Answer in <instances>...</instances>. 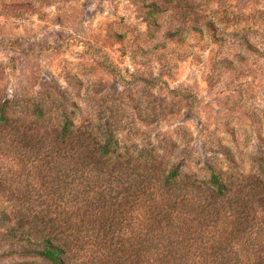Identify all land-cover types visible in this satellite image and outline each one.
Listing matches in <instances>:
<instances>
[{"label": "clouds", "instance_id": "clouds-1", "mask_svg": "<svg viewBox=\"0 0 264 264\" xmlns=\"http://www.w3.org/2000/svg\"><path fill=\"white\" fill-rule=\"evenodd\" d=\"M0 264H264V0H0Z\"/></svg>", "mask_w": 264, "mask_h": 264}]
</instances>
